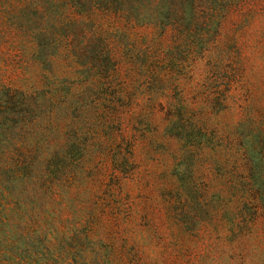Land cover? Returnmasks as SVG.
I'll list each match as a JSON object with an SVG mask.
<instances>
[{"label":"rangeland","instance_id":"obj_1","mask_svg":"<svg viewBox=\"0 0 264 264\" xmlns=\"http://www.w3.org/2000/svg\"><path fill=\"white\" fill-rule=\"evenodd\" d=\"M16 10L0 0V80L46 94L56 139L84 143L49 208L77 223L88 264H264V0H233L217 32L206 14L131 27L97 12L82 29L58 12L49 61Z\"/></svg>","mask_w":264,"mask_h":264},{"label":"trees","instance_id":"obj_2","mask_svg":"<svg viewBox=\"0 0 264 264\" xmlns=\"http://www.w3.org/2000/svg\"><path fill=\"white\" fill-rule=\"evenodd\" d=\"M10 1L17 5L14 17L9 16L11 25L26 31L40 55L49 61L43 51L46 44L61 42L60 35L52 36L51 14L59 12L51 15L59 21L64 13L68 17L73 13L71 18L78 16L76 25L82 29L97 12L123 19L131 27H171L177 18H186L187 26L197 25V17L206 14L217 32L233 0ZM93 28L100 35V28L94 24ZM101 56L104 68L110 53ZM18 89L0 80V264H88L87 254L79 250L77 223H69L65 232L63 216H52L49 208L51 201L62 196L64 183L85 151L84 143L78 148L76 140L63 144L62 138L56 139L61 134L46 122V94ZM88 237L85 232L87 242Z\"/></svg>","mask_w":264,"mask_h":264}]
</instances>
